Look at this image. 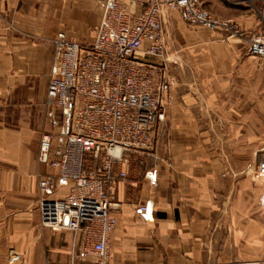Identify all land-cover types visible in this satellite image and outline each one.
I'll use <instances>...</instances> for the list:
<instances>
[{
    "label": "crops",
    "instance_id": "1",
    "mask_svg": "<svg viewBox=\"0 0 264 264\" xmlns=\"http://www.w3.org/2000/svg\"><path fill=\"white\" fill-rule=\"evenodd\" d=\"M17 5L0 0V264H89L75 257L82 235L41 225V197L69 190L38 163L54 47L23 31ZM232 18L247 34L262 29L255 14ZM164 20L178 86L160 160L135 156L114 187L112 264H264V60L247 40L191 27L176 11Z\"/></svg>",
    "mask_w": 264,
    "mask_h": 264
},
{
    "label": "built area",
    "instance_id": "2",
    "mask_svg": "<svg viewBox=\"0 0 264 264\" xmlns=\"http://www.w3.org/2000/svg\"><path fill=\"white\" fill-rule=\"evenodd\" d=\"M100 8L89 47L63 32L52 39L46 101L51 130L41 136L38 163L57 170L58 182L69 190L60 199L41 197L38 208L42 227L82 235L76 260L112 264L114 187L128 178L124 168L135 156L142 166L160 160L178 86L169 72L164 11H177L189 26L218 31L224 40H247L249 53L264 60V10L261 31L247 34L237 21L212 15L201 0H104ZM258 172L264 176V160ZM50 186L41 177V193Z\"/></svg>",
    "mask_w": 264,
    "mask_h": 264
},
{
    "label": "rangeland",
    "instance_id": "3",
    "mask_svg": "<svg viewBox=\"0 0 264 264\" xmlns=\"http://www.w3.org/2000/svg\"><path fill=\"white\" fill-rule=\"evenodd\" d=\"M103 1L17 0L15 20L27 33L38 34L52 40L58 33L63 32L71 40L84 47H89L94 40L96 28L102 17L100 4ZM201 4L204 9L218 19L235 20L232 18V14L243 11L259 16L262 25L261 14L264 10V0H201ZM166 11H164L163 21L167 44L164 20ZM50 130L49 125L48 131Z\"/></svg>",
    "mask_w": 264,
    "mask_h": 264
}]
</instances>
